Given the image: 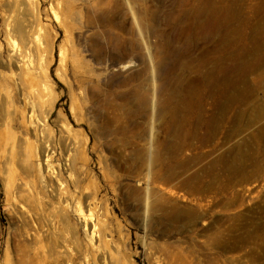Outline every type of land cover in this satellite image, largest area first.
Returning a JSON list of instances; mask_svg holds the SVG:
<instances>
[{"label": "rangeland", "instance_id": "obj_1", "mask_svg": "<svg viewBox=\"0 0 264 264\" xmlns=\"http://www.w3.org/2000/svg\"><path fill=\"white\" fill-rule=\"evenodd\" d=\"M18 1L0 0V264H264V0ZM38 34L51 98L30 123L9 50ZM13 157L57 222L6 206Z\"/></svg>", "mask_w": 264, "mask_h": 264}, {"label": "bare ground", "instance_id": "obj_2", "mask_svg": "<svg viewBox=\"0 0 264 264\" xmlns=\"http://www.w3.org/2000/svg\"><path fill=\"white\" fill-rule=\"evenodd\" d=\"M20 1H22V3L27 4L29 7H32V5H33L32 0H19L18 3H20ZM54 17L56 20L58 19V16L55 13H54ZM5 27H7V26H5ZM9 39H10V37H9ZM11 39H10L11 50H9L10 51V58L14 62L13 67L17 71L21 72V74H19V73L15 74V87L17 88V90L19 91L20 95L23 98V105H25V108L28 106V108H27L28 122L31 123L32 117L34 114L33 110H32L34 108V105H36V103L39 102L42 104V105H40V106H42V108H44V109L47 108L48 104H49L47 97H49L48 95L51 94L50 93L51 88L48 85L47 71H46L45 67L42 65L43 59L41 56L45 53L46 47L43 43L41 36L38 34L36 38L28 41V45H26L27 47L25 48L26 51L21 53L20 52L21 50L18 52V47L15 43V40H11ZM33 49H35L37 51V53H39V55L36 58H35V56H33ZM49 98H51V97H49ZM35 129L40 131V133H44V128H39V127L36 128L35 127ZM61 129L65 135L66 143H69L67 145L71 149L75 148L76 142H74L71 139L70 130L68 129V127L63 124V125H61ZM11 135H13V134H11ZM10 137H12V136H10ZM5 143L8 146L10 145V149L12 147L11 150L13 151V149L15 147L14 139L5 138ZM9 152H11V151H8L7 153H9ZM29 153H30V151L26 155L27 158H29ZM12 154H14V153L11 152V155ZM33 154H34L33 159H31V160L36 159V161H39L38 160V154H36V153H33ZM66 156H67L66 161L70 162L71 161L70 160V154L68 153V155H66ZM7 159H8V157H7ZM12 159H13L12 162L8 160L9 162H11L10 166L12 165V163H13V165L11 167H9L8 172L6 174L7 175V181H6V185H5V187H6V203H5L6 206L10 205V204L15 205V203L18 204V202H21L24 199H27V200H30L31 202H33L37 206L38 210L40 211V216L43 214V220L48 221V222H52V223H53V221L57 222L58 221L57 219L60 217L58 207H55L52 205L51 210L49 209L50 211L47 214H45L46 209H44L43 197H41L40 194H38L37 192H35V190H33L32 186L30 185V182L24 180L23 178H21L18 175V173L16 172L17 169H15V166H14V157ZM16 159H17V157L15 158V160ZM18 159H20V158H18ZM28 160H27V162H28ZM19 161L23 162L22 159ZM27 162H25V163H27ZM28 164H29V162H28ZM28 164H24V165H28ZM31 166L29 165V167H31ZM45 173H46V178L48 179L47 181L44 182L46 184V187H51L52 184L54 186V189H53L54 195L52 198L53 202L54 201L66 202L67 198L69 197V193L65 189L63 184L61 183V179H59V176L55 170V167L51 164L50 157H48V156H47L46 161H45ZM31 183H33V182H31ZM77 189L78 188H76V190ZM78 191H79V189H78ZM92 204H94V203L92 202ZM15 207H16V205H15ZM17 210H19V212H20V210H23V208L21 206L18 208V205H17ZM74 211H75L76 215L81 219V222L83 223L85 230H88L90 243L93 245H96L95 246L96 250H99L100 248H102L103 252L106 251V247H107L108 243H107V241H105V237L103 236V233H102L103 229H105V227H104V224H102V220L100 219V217L96 213V206L91 205V206H88V208H86L83 206V204L80 201H78L75 204ZM53 233L56 234L55 232H53ZM55 242H56V240H55ZM62 247L63 246L61 245L59 248L61 249ZM61 252L62 251L59 250L58 253L61 254ZM104 254L105 255H112L109 250L104 252Z\"/></svg>", "mask_w": 264, "mask_h": 264}]
</instances>
